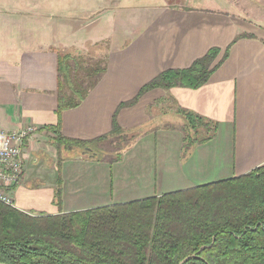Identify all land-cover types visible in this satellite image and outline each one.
I'll list each match as a JSON object with an SVG mask.
<instances>
[{"label":"crops","instance_id":"obj_1","mask_svg":"<svg viewBox=\"0 0 264 264\" xmlns=\"http://www.w3.org/2000/svg\"><path fill=\"white\" fill-rule=\"evenodd\" d=\"M65 1L0 0V131L37 128L13 193L17 209L33 215L86 211L264 166V0H252L248 11L237 0H132L114 7L102 6L108 0ZM240 35L250 38L236 40ZM102 41L108 43L106 74L80 106L59 118V53L84 52ZM214 48L220 54L213 66L228 56L203 87L155 89L119 111V125L132 132L121 158L68 154L54 143L49 128L59 121L69 139L108 135L121 104L163 72L187 69ZM168 102L165 112L158 110ZM178 107L218 123L216 136L187 156Z\"/></svg>","mask_w":264,"mask_h":264},{"label":"trees","instance_id":"obj_2","mask_svg":"<svg viewBox=\"0 0 264 264\" xmlns=\"http://www.w3.org/2000/svg\"><path fill=\"white\" fill-rule=\"evenodd\" d=\"M247 37L250 38L240 35L236 40ZM219 54L220 49H211L187 69L160 74L132 101L120 105L108 135L94 141L69 139L60 132L59 121L56 127L49 128L56 134L54 143L65 153L92 154L100 159L93 146L110 137L126 140L123 137L132 133L118 123L122 108L135 106L155 89L203 87L228 56L227 52L213 66ZM104 60L103 65L83 67L71 53H59V118L64 111L80 106L98 85L107 72V54ZM176 113L185 121V156L216 136L218 123L180 107ZM57 200L61 205V190ZM183 261V264H264V166L240 177L160 197L67 214L33 215L0 203V263L181 264Z\"/></svg>","mask_w":264,"mask_h":264},{"label":"built area","instance_id":"obj_3","mask_svg":"<svg viewBox=\"0 0 264 264\" xmlns=\"http://www.w3.org/2000/svg\"><path fill=\"white\" fill-rule=\"evenodd\" d=\"M37 131L28 126L19 131H0V203L16 207L14 190L25 174V145Z\"/></svg>","mask_w":264,"mask_h":264},{"label":"rangeland","instance_id":"obj_4","mask_svg":"<svg viewBox=\"0 0 264 264\" xmlns=\"http://www.w3.org/2000/svg\"><path fill=\"white\" fill-rule=\"evenodd\" d=\"M139 2H142L143 4H158L162 3L164 0H138ZM170 4H180L182 2H185L184 0H167ZM134 2V0H133ZM132 0L125 1V0H108L105 4L102 6H108V7H114L117 4H126V3H133ZM252 0H237L238 6L242 8V10L248 11L249 6L248 3H251ZM186 3V2H185ZM70 4V1L66 0L65 5ZM183 4V3H182ZM88 20H90V17L87 16ZM86 20L84 18V23H86ZM80 27V24L78 25ZM90 28H86L82 30L83 32H88ZM62 52H69L72 55H74L79 62L83 63V67H91V66H98L103 65L105 63L104 58L106 57V54L108 52V43L106 41H102L95 44H89L87 47V50H84V52L79 51H62ZM79 57V58H78ZM83 58V59H82ZM98 64V65H97ZM85 74L84 71L81 72V77ZM82 79V78H81ZM83 82V79H82ZM171 105L170 102L165 103L158 107L159 111L165 112L169 106ZM154 108H152V111ZM125 135L123 139L126 138V140H120L116 137H110L109 139H106L102 142H100L98 145L93 146V151L97 154L98 158H105L108 159V161H111L113 157H117L120 152L125 148V146L132 140V135L129 134L127 137ZM92 156V154L90 155ZM108 156V157H107Z\"/></svg>","mask_w":264,"mask_h":264},{"label":"water","instance_id":"obj_5","mask_svg":"<svg viewBox=\"0 0 264 264\" xmlns=\"http://www.w3.org/2000/svg\"><path fill=\"white\" fill-rule=\"evenodd\" d=\"M203 249H204V248H203ZM203 249H202V250H203ZM184 262H185V261H183L181 264H183ZM0 264H5V263H0Z\"/></svg>","mask_w":264,"mask_h":264}]
</instances>
